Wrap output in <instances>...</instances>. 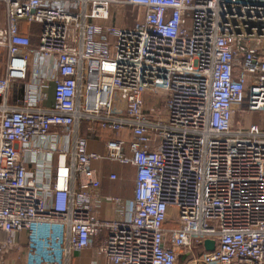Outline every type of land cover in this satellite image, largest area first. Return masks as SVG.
I'll return each mask as SVG.
<instances>
[{
	"label": "built area",
	"instance_id": "1",
	"mask_svg": "<svg viewBox=\"0 0 264 264\" xmlns=\"http://www.w3.org/2000/svg\"><path fill=\"white\" fill-rule=\"evenodd\" d=\"M2 1L0 264H13L22 231L26 264L87 249L104 264H177L183 252L264 264V132L234 124L238 110L264 112V0ZM123 6L137 9L133 26ZM22 22L39 25L37 45ZM32 57L37 78L20 97ZM98 128L132 138L92 150ZM100 160L135 167L132 198L100 194Z\"/></svg>",
	"mask_w": 264,
	"mask_h": 264
},
{
	"label": "crops",
	"instance_id": "2",
	"mask_svg": "<svg viewBox=\"0 0 264 264\" xmlns=\"http://www.w3.org/2000/svg\"><path fill=\"white\" fill-rule=\"evenodd\" d=\"M6 25V8L2 0H0V27ZM21 31L25 34L31 36L34 45L39 42V25L28 24L27 22L21 23ZM8 61V54L4 49H0V77L5 73V65ZM46 73H48V78L43 81L40 85V92L49 97V104L52 100L54 94V84L50 80L52 75L55 74V68L53 63L50 61L46 64ZM38 67V63L35 58L30 59L27 71V78L25 80V86L20 87L19 96L23 97L26 93L28 86L36 81L35 69ZM49 104H46L47 106ZM258 124L260 129L264 132V112H252V116L249 118L247 124ZM81 133L84 135L85 130L82 129ZM113 138H122L125 140H130L132 138L131 130L129 128H123L118 132H112L111 130H105L103 128H98L95 137H90L88 140L89 148L99 152H105V142ZM93 166L97 169L99 178L102 181V186L100 189V194L103 196L114 195L120 196L124 200L133 197L135 188V176L136 169L134 166L126 165L121 166L117 163L111 162L109 160H100L93 162ZM111 172H116L119 175V179L110 180L109 174ZM124 203H121L119 208L123 210ZM100 214L103 216H110L112 218H122V213L120 211H115L110 207H105L101 209ZM18 240L21 242L20 248L13 250L5 255L6 263L13 264H26L27 255V233L22 231L18 234ZM184 256L183 261L177 264H191L192 255L181 254ZM181 258V257H180ZM97 260L99 264H104V259L101 256H96L92 250L87 249L82 251L80 254L76 253L72 256L70 264H92V261ZM191 262V263H190ZM198 264V263H195ZM200 264V263H199Z\"/></svg>",
	"mask_w": 264,
	"mask_h": 264
},
{
	"label": "rangeland",
	"instance_id": "3",
	"mask_svg": "<svg viewBox=\"0 0 264 264\" xmlns=\"http://www.w3.org/2000/svg\"><path fill=\"white\" fill-rule=\"evenodd\" d=\"M121 11V14H124V17H126V21L128 22V24L130 26H133L136 22V16H137V9L135 7L132 6H123L120 8V10L116 9V13ZM118 96H119V92L116 91L115 92V101L118 100ZM162 98L161 96L159 98H157L156 100V104L157 106L159 105V107H157L160 111L163 112L165 105L164 102H162ZM160 102V104H159ZM252 116V112L251 111H245L243 112L242 110H238L236 112V115L234 117V124L240 127H246L248 126L247 122L249 120V118ZM197 246V245H196ZM197 250H199L200 247H196ZM183 255H185V253H182ZM183 258L179 257L178 263L182 262Z\"/></svg>",
	"mask_w": 264,
	"mask_h": 264
},
{
	"label": "water",
	"instance_id": "4",
	"mask_svg": "<svg viewBox=\"0 0 264 264\" xmlns=\"http://www.w3.org/2000/svg\"><path fill=\"white\" fill-rule=\"evenodd\" d=\"M206 250H213L215 248V241L211 239H207L204 242ZM181 258H184V256H180Z\"/></svg>",
	"mask_w": 264,
	"mask_h": 264
},
{
	"label": "trees",
	"instance_id": "5",
	"mask_svg": "<svg viewBox=\"0 0 264 264\" xmlns=\"http://www.w3.org/2000/svg\"><path fill=\"white\" fill-rule=\"evenodd\" d=\"M106 130V129H105ZM108 130V129H107ZM110 130V129H109ZM112 132H118L119 130H111ZM168 226H170V224H167ZM199 251V250H198Z\"/></svg>",
	"mask_w": 264,
	"mask_h": 264
}]
</instances>
